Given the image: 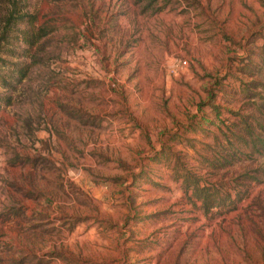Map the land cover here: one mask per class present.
I'll use <instances>...</instances> for the list:
<instances>
[{
  "label": "rangeland",
  "instance_id": "1",
  "mask_svg": "<svg viewBox=\"0 0 264 264\" xmlns=\"http://www.w3.org/2000/svg\"><path fill=\"white\" fill-rule=\"evenodd\" d=\"M17 8L0 264H264V0Z\"/></svg>",
  "mask_w": 264,
  "mask_h": 264
},
{
  "label": "trees",
  "instance_id": "2",
  "mask_svg": "<svg viewBox=\"0 0 264 264\" xmlns=\"http://www.w3.org/2000/svg\"><path fill=\"white\" fill-rule=\"evenodd\" d=\"M5 1L7 2V7H9V8H7V10H6V12H5V14H4L3 18H2V26H1V29H0V41L4 38L3 36L6 33V30H7L6 28L10 24L11 19H14V22L20 21L22 16H23V14H24L22 12H19V9L17 8V15L14 17V13L16 12L15 8H16L17 0H5ZM12 8H13V10H12ZM34 41H35V39H28L27 43L31 45ZM25 70H26V68L24 66L20 65L18 67L17 79L22 78V75L25 74ZM241 118L244 120V118H245L244 115ZM184 179H185V182H186V186H188L189 182L192 181V180H189V176L188 175H186V177ZM190 179H192V178H190ZM193 183H196V179H193ZM193 187H194V190H196V193H198L197 195H200L199 193H201L202 190L206 188V187L198 188V187H195V186H193ZM202 203H203V206H204L205 209H208L209 207L213 206L212 202L207 200V196L206 195L204 196Z\"/></svg>",
  "mask_w": 264,
  "mask_h": 264
}]
</instances>
